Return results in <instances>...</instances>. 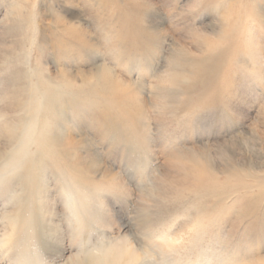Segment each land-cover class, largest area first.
<instances>
[{"label":"rangeland","instance_id":"rangeland-1","mask_svg":"<svg viewBox=\"0 0 264 264\" xmlns=\"http://www.w3.org/2000/svg\"><path fill=\"white\" fill-rule=\"evenodd\" d=\"M80 263L264 264V0H0V264Z\"/></svg>","mask_w":264,"mask_h":264},{"label":"bare ground","instance_id":"bare-ground-1","mask_svg":"<svg viewBox=\"0 0 264 264\" xmlns=\"http://www.w3.org/2000/svg\"><path fill=\"white\" fill-rule=\"evenodd\" d=\"M91 259V258H90ZM87 261V260H86ZM91 261V260H90ZM80 262H81V260H80ZM79 263V262H78ZM93 263V262H92ZM80 264H82V263H80Z\"/></svg>","mask_w":264,"mask_h":264}]
</instances>
